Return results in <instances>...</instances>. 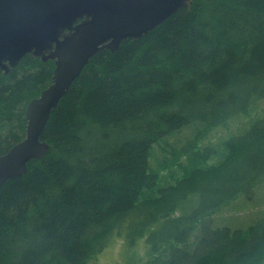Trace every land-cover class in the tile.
I'll list each match as a JSON object with an SVG mask.
<instances>
[{"label": "trees", "instance_id": "1", "mask_svg": "<svg viewBox=\"0 0 264 264\" xmlns=\"http://www.w3.org/2000/svg\"><path fill=\"white\" fill-rule=\"evenodd\" d=\"M54 68L27 54L0 70V155L26 136L27 106ZM260 99L264 0H193L100 50L53 110L46 153L0 185V264H97L116 236L144 241L143 264H263L264 214L246 229L214 227L212 216L264 188V116L221 147L201 145ZM186 127L173 156L184 174L159 186L153 146Z\"/></svg>", "mask_w": 264, "mask_h": 264}, {"label": "water", "instance_id": "2", "mask_svg": "<svg viewBox=\"0 0 264 264\" xmlns=\"http://www.w3.org/2000/svg\"><path fill=\"white\" fill-rule=\"evenodd\" d=\"M193 0H0V70L9 73L27 54L55 60L51 84L27 106L24 139L0 155V185L22 176L49 148L41 140L53 110L102 49L117 50Z\"/></svg>", "mask_w": 264, "mask_h": 264}, {"label": "rangeland", "instance_id": "3", "mask_svg": "<svg viewBox=\"0 0 264 264\" xmlns=\"http://www.w3.org/2000/svg\"><path fill=\"white\" fill-rule=\"evenodd\" d=\"M256 102L255 107L249 115H238L230 119L226 125L213 129L209 135L203 139L201 145L210 144L221 147L226 139L242 132L249 122L258 116H264V99L257 100ZM192 134L193 127H186L171 134L166 139L153 146L151 167L159 172V186L176 183L184 174V171L178 166V162L173 161V156L180 150L179 148L182 146L185 138ZM219 158L220 154L214 158V161H217ZM185 159L186 157L182 158L183 161ZM158 165L161 166V168L158 167ZM263 214L264 188H260L254 199L240 196L224 203L212 216L213 226L218 227L227 225L233 229H246L261 218ZM148 255L149 252L143 240L131 247L129 244H126L124 237L116 236L111 240L108 246L102 250L99 256H97V264H143L148 259Z\"/></svg>", "mask_w": 264, "mask_h": 264}, {"label": "bare ground", "instance_id": "4", "mask_svg": "<svg viewBox=\"0 0 264 264\" xmlns=\"http://www.w3.org/2000/svg\"><path fill=\"white\" fill-rule=\"evenodd\" d=\"M261 95H263V94H261ZM240 110H241V108H240ZM231 114V113H230ZM237 139V138H236ZM227 141V140H226ZM234 142V141H233ZM233 142H231V143H233ZM169 144V143H168ZM226 145V144H225ZM229 145V144H228ZM230 146V145H229ZM232 146V145H231ZM230 146V147H231ZM232 150V149H231ZM206 154H208L207 152H206ZM165 157V156H164ZM230 157V156H229ZM226 158V157H225ZM175 159V158H174ZM227 159V158H226ZM177 160V159H176ZM32 161V160H31ZM173 161H175V160H173ZM229 161H230V159H229ZM31 163H33V162H31ZM161 163V162H160ZM221 163V162H220ZM163 166V165H162ZM158 167H160L161 168V166H159L158 165ZM160 168H158V169H160ZM151 169V168H150ZM162 169H163V167H162ZM201 169V168H200ZM198 172V171H197ZM176 174V173H175ZM169 175V174H168ZM186 175H188V174H186ZM185 175V176H186ZM150 176V175H149ZM156 178V177H155ZM150 179V178H149ZM244 181V180H243ZM177 182V181H176ZM243 186V185H242ZM186 194V193H185ZM139 196V195H138ZM155 198V197H154ZM124 221V220H123ZM119 223V222H118ZM210 225V224H209ZM221 228V227H220ZM250 228V227H249ZM133 229V228H132ZM189 230V229H188ZM211 230V229H210ZM204 232V231H203ZM240 232V231H239ZM243 232V231H242ZM153 234V233H152ZM238 234V233H237ZM203 235V234H202ZM153 236V235H152ZM180 236V235H179ZM195 236V235H194ZM185 238V237H184ZM185 240V239H184ZM203 242V241H202ZM198 244V243H197ZM200 244H202V243H200ZM199 244V245H200ZM101 246H102V244H101ZM102 248V247H101ZM155 248V247H154ZM172 250V249H171ZM157 253H159V252H157ZM260 257V256H259ZM154 262V261H153ZM166 262V261H165ZM168 262V261H167ZM163 263V262H162ZM258 264V263H257Z\"/></svg>", "mask_w": 264, "mask_h": 264}]
</instances>
